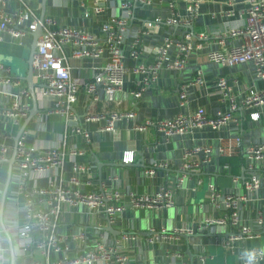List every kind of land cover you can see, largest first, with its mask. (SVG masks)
Listing matches in <instances>:
<instances>
[{"label": "crops", "instance_id": "1", "mask_svg": "<svg viewBox=\"0 0 264 264\" xmlns=\"http://www.w3.org/2000/svg\"><path fill=\"white\" fill-rule=\"evenodd\" d=\"M7 1L10 10L17 7L15 0ZM151 1L156 5L142 6L138 0H108L104 5L105 12L101 15L92 14L91 0H47L45 12L42 0H34L31 5L39 18L45 14L44 19L54 18L62 26L86 30L91 34L99 35L101 25L110 17H122L121 6L124 2L133 4L130 24L123 35L122 53L125 56V68L128 73L125 76L122 92L116 95L113 103H109L101 91L100 101L93 105H89L88 97L83 94L75 106V110L81 116L87 113L108 114L117 111H134L136 117L131 121L117 122L115 132H99L98 125L88 124L86 130L91 135V142L89 145L77 144L87 153L86 156L78 158V162L88 163L93 159L97 167L94 184L99 188V191L102 190L101 187H104L103 191L107 192L121 191L123 194L135 193L152 196L158 192L161 185L169 183L176 199V206L172 209L127 210L117 214V218L112 224L113 233L105 230L109 227L105 216L91 214L84 206L73 208L65 205L62 207L57 234L60 237L71 239L72 236L86 235L87 242L83 246L79 245L77 241L70 240L68 242V246L73 249V252L68 255L70 258H74L77 253L83 254L89 250L96 238L104 236L106 244L110 245L124 233H132L137 236V240L132 244L131 252L135 264H181L170 257L171 253L177 251L183 253L185 264H236V258L224 250L221 245L222 240L233 234V230L228 225L207 227L204 221L207 218L219 217L227 213L222 202L219 210L209 203L211 186H214L222 194H240L244 192V181L252 175L247 169L248 162L243 157L236 158L241 161L237 174L225 172L221 164L224 157L220 156L218 145L220 139L238 136H241L245 145L264 144V107L260 110L250 111L242 107L249 91H264V80L256 77V68L252 62L236 66L212 64L208 61V53L219 48L215 43L217 36L227 33L240 23L238 15L247 8L248 0H236L234 4H231L229 0L204 3L200 7L199 17L193 20L191 27H178L167 23L154 26L142 38V56L139 60H134L130 56L131 45L143 29L148 30L145 26L155 25V20L159 18L163 21L172 18V13L166 4L159 5L158 0ZM165 1L175 2L176 12L183 19L190 18L189 0ZM82 3L86 8H82ZM231 11L235 12L236 16L227 17L226 15ZM85 12H88L90 16L86 17ZM201 33H205L208 38L200 40L198 36ZM35 35L26 37L20 46L18 42L11 40L9 35L0 34V67L5 70H0V77L5 78L8 75L11 79L19 81L22 86L16 88L12 85H3L1 91L14 95L20 94L22 89L29 91L25 78L28 74V63L32 56ZM187 36L191 38L190 45L195 54L189 66L180 72H164L161 79L155 85L147 88L140 100H136L132 93L136 89V84L142 79V76L136 71L142 66L153 64L156 59L155 50L165 39H182ZM223 42L227 46H238L242 43V39L226 38ZM70 66L71 75L76 79L91 80L96 72L93 62L89 60H70ZM198 68H201L205 74L206 86L201 89L189 88L190 101L186 109L182 110L179 106V89L183 84L192 81ZM218 78H225L233 87V96L238 105L234 115L241 118L240 126L231 125L219 132L212 129L195 130L192 134L177 135L170 139L165 134L158 132L156 128L150 127L145 132L134 129L136 125L148 120H170L180 113H192L199 107H204L210 115L228 110V107L221 103L220 97L216 94ZM36 95L40 113L31 120L24 133H26L29 147L49 149L54 147L67 133L66 125L59 115H50L46 112L50 101L42 95L37 87ZM27 103L32 109L31 94ZM255 112L260 113L261 117L258 121L251 118ZM23 124L19 128H14L0 119V145H5L8 148V162L14 155L15 139ZM69 143H73V141L69 140ZM202 144L214 146L215 152L211 164L204 166L200 173L190 176L181 185H178L184 148ZM127 152H134V164L122 163L124 154ZM8 162L0 166V213L8 183ZM153 162L167 163L170 167L158 169L155 176L150 177L146 171ZM18 170L16 162L6 195L2 223H0V248L3 250V261H0V264H12L6 233L11 237L14 245L17 258L15 264L43 263L45 259L36 247L23 250L20 246L19 230L23 222L25 199L17 194L19 185H21ZM256 173L261 177L260 189L253 193L249 202L242 206L240 218L254 235V238L248 240L244 247H259L264 252V227L258 226L256 222L259 213H264V172L259 170ZM71 176L72 165L68 163L64 179L68 180ZM234 176L238 178V182L233 181L232 177ZM27 184L29 188H33L35 185L45 187L48 180L42 178L37 181V174H32ZM93 190L94 188H85L87 193L93 192ZM153 229L156 231L165 229L169 232L184 230L192 231L193 234L182 237L179 246L170 242H157L151 245L147 239L151 236L150 231ZM51 259L56 260L57 256L52 255ZM262 264H264V260Z\"/></svg>", "mask_w": 264, "mask_h": 264}, {"label": "built area", "instance_id": "2", "mask_svg": "<svg viewBox=\"0 0 264 264\" xmlns=\"http://www.w3.org/2000/svg\"><path fill=\"white\" fill-rule=\"evenodd\" d=\"M215 0H189L188 13L190 18L183 19L176 9L173 1L158 0V4H166L172 13V18L163 21L155 20V25L145 26L136 40L131 45L130 56L139 60L143 54L142 38L154 26L163 23L169 25L191 27L193 20L199 17L200 7L204 3H213ZM234 4L236 0H229ZM17 7L9 9L7 0H0V34H7L11 40L22 46L26 37H33L39 29L42 35L37 41L36 54L33 62V78L44 97L50 101L46 112L50 115H59L65 122L67 133L57 144L49 149H39L27 145L26 133L19 139L16 152L18 177L21 185L18 188V196L23 197L24 214L22 226L19 230L20 246L23 250L36 247L37 251L45 259V262L37 264H135L131 257L132 244L137 236L132 233H124L116 238L112 244L107 245L104 236L94 239L89 250L83 254L77 253L70 258L73 252L68 246L70 240L77 241L79 245L86 244V235L60 237L57 234L62 207L78 208L84 206L89 213L106 217L109 226L115 222L117 214L127 210H162L172 209L176 206V199L169 183L160 186L154 195H139L135 193L123 194L121 191L107 192L94 184L97 167L91 159L88 163L78 162V158L87 155L86 151L77 146L78 143L89 145L91 135L86 130L88 124L98 125L99 132H115V124L123 120H134L136 114L129 112H110L90 114L83 116L76 112L75 106L84 94L89 99V105L100 101L102 91L109 103L115 101L116 95L122 92L125 84V76L128 70L125 68V56L122 53L123 35L127 31L132 17L133 4L124 2L121 6L122 17H110L100 27V34L94 35L86 30L62 26L54 18L41 19L34 12L31 5L34 0H15ZM108 0H91L92 14L101 15L105 12L104 5ZM142 6H154L151 0H138ZM82 8H86L82 3ZM85 16L90 14L85 12ZM227 17L236 16L231 11ZM239 24L217 36L215 43L218 49L208 53V61L222 66H236L253 63L256 68V77L264 80V0H248L247 8L239 15ZM198 38L206 40L208 37L201 33ZM242 39L238 46H227L224 39ZM190 37L182 39L167 38L155 50L156 59L150 66L140 67L136 73L142 79L136 84L132 93L136 100H140L144 91L155 85L164 72H180L189 66L194 50L190 45ZM1 41V40H0ZM70 60H89L94 64L91 80L73 78L71 75ZM0 70L5 71L0 67ZM12 85L20 88L21 83L11 79L8 75L0 77V119L11 127L19 128L30 115V106L27 100L30 93L22 89L20 94L14 95L1 91V86ZM206 77L201 68L195 72V76L188 84H183L179 92V106L186 109L189 103V88H205ZM216 94L222 104L228 110L219 111L210 115L204 107L197 108L189 114L180 113L170 120L151 121L135 126V130L145 132L148 128H156L158 132L165 134L169 139L177 135L192 134L195 130L212 129L221 131L231 125L240 126L241 118L234 115L238 109L233 96V87L225 78H218L216 82ZM242 107L247 111L260 110L264 107V91L251 90L246 95ZM260 113L251 115L254 121L260 119ZM72 140L73 143H69ZM214 146L202 144L192 148H184L182 165L178 185L185 179L201 172L204 166L211 164ZM218 152L224 158H246L247 169L252 174L244 181V192L240 194H222L214 186L210 188L209 203L219 210L221 202L227 213L219 217L207 218L204 223L207 227L216 225H228L233 234L222 240L224 250L236 258V264H245L243 252L245 249L256 250L258 253L257 264L264 260L263 250L259 247L245 248L248 240H252V231L243 224L240 218L242 206L249 202L253 193L261 186V177L256 171L264 172V144L245 145L241 136L235 138L220 139ZM200 157V159H198ZM134 152L124 154L122 163L134 164ZM8 162V148L0 145V166ZM72 165V176L65 180L67 164ZM167 163H152L146 174L154 177L156 170L167 169ZM223 170L230 174L228 165ZM32 174H37V181L46 178L48 184L45 187L38 185L28 187V180ZM238 182L237 177H232ZM94 188L93 192H85V188ZM257 225L264 227V213H259L256 219ZM151 236L147 242L151 245L157 242H170L176 246L181 244L182 237L192 235L193 232L165 229L151 230ZM37 233V234H36ZM80 246V247H82ZM3 250L0 248V261H3ZM57 259L52 260L51 256ZM173 260L185 264V258L180 251L170 254Z\"/></svg>", "mask_w": 264, "mask_h": 264}, {"label": "water", "instance_id": "3", "mask_svg": "<svg viewBox=\"0 0 264 264\" xmlns=\"http://www.w3.org/2000/svg\"><path fill=\"white\" fill-rule=\"evenodd\" d=\"M46 2H47V0H42V6H43L44 12H45ZM44 15L45 14H43L41 19H44ZM41 35H42V30L39 29L38 32L35 35V38H34V44L32 46V56H31L30 61L28 63V66H29L28 74H27V77L25 78V81L28 83V90H29V92L31 94V98H32V102H33V108L30 111L29 118L24 122L19 134L17 135V137L15 139V152H14V155H13L12 159L8 162V164H9V176H8V183H7V186H6V189H5V195H4L3 200H2L1 213H0V223H2V218H3V214H4V205H5V202H6V195H7V191H8V188H9V183L11 181V177H12V173H13V167H14V165L16 163V152H17V145H18L19 139L22 136V134L25 132V130L28 127V125L31 122V120L37 114L40 113V109H39V106H38L37 95H36V87L37 86L34 83L33 67L32 66H33V62H34V56L36 54L37 41L41 37ZM97 163H98L99 166H101V164L99 162H97ZM105 230L108 231V232H111V233L114 232L112 226H109ZM6 235H7V242H8L9 247H10V254H11V258H12V264H15L17 258L15 256L14 245H13L11 237L8 235V233H6Z\"/></svg>", "mask_w": 264, "mask_h": 264}, {"label": "trees", "instance_id": "4", "mask_svg": "<svg viewBox=\"0 0 264 264\" xmlns=\"http://www.w3.org/2000/svg\"><path fill=\"white\" fill-rule=\"evenodd\" d=\"M243 160V159H242ZM221 164L224 166L228 165L231 169V174L235 175L237 174V171L239 170L241 166V161L236 158H227V159H222Z\"/></svg>", "mask_w": 264, "mask_h": 264}, {"label": "clouds", "instance_id": "5", "mask_svg": "<svg viewBox=\"0 0 264 264\" xmlns=\"http://www.w3.org/2000/svg\"><path fill=\"white\" fill-rule=\"evenodd\" d=\"M242 255L244 257L245 264H257L258 253L256 250L245 249ZM260 255H264V253H260Z\"/></svg>", "mask_w": 264, "mask_h": 264}]
</instances>
